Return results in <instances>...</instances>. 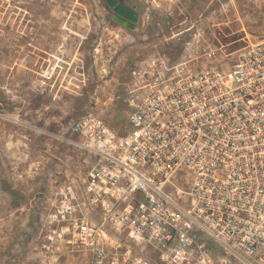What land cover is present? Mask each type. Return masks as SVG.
<instances>
[{
    "label": "built area",
    "instance_id": "1",
    "mask_svg": "<svg viewBox=\"0 0 264 264\" xmlns=\"http://www.w3.org/2000/svg\"><path fill=\"white\" fill-rule=\"evenodd\" d=\"M182 33L180 59H153L126 95L124 135L91 107L72 124L93 160L82 185L55 191L47 238L89 264H152L146 250L155 264H217L212 243L264 264V39Z\"/></svg>",
    "mask_w": 264,
    "mask_h": 264
},
{
    "label": "rangeland",
    "instance_id": "2",
    "mask_svg": "<svg viewBox=\"0 0 264 264\" xmlns=\"http://www.w3.org/2000/svg\"><path fill=\"white\" fill-rule=\"evenodd\" d=\"M116 1L136 12L132 27L116 22L109 0H0V264H89L47 238L55 191L82 185L93 160L72 143L87 107L124 135L126 95L153 59H180L191 23L217 46L264 39V0ZM212 248L217 264L253 260Z\"/></svg>",
    "mask_w": 264,
    "mask_h": 264
},
{
    "label": "water",
    "instance_id": "3",
    "mask_svg": "<svg viewBox=\"0 0 264 264\" xmlns=\"http://www.w3.org/2000/svg\"><path fill=\"white\" fill-rule=\"evenodd\" d=\"M110 4L114 5L115 0H109ZM114 11L121 17L125 18L126 20L135 23L137 21V14L132 11L131 9L121 5L116 4L114 6Z\"/></svg>",
    "mask_w": 264,
    "mask_h": 264
},
{
    "label": "flooded vegetation",
    "instance_id": "4",
    "mask_svg": "<svg viewBox=\"0 0 264 264\" xmlns=\"http://www.w3.org/2000/svg\"><path fill=\"white\" fill-rule=\"evenodd\" d=\"M116 4H119V3H117V1L115 0V4L113 5V9H112V11L116 14V17H115L116 22H117L118 24H120L121 26L125 27V28H130V27H132L131 25H132V24H135L137 21H136L135 23H132V22L126 20L125 18L119 16V15L114 11V6H115ZM123 6H124V5H123ZM125 7H126V6H125ZM132 11H133V10H132ZM134 12H135V11H134ZM135 13H136V12H135ZM137 19H138V16H137Z\"/></svg>",
    "mask_w": 264,
    "mask_h": 264
},
{
    "label": "crops",
    "instance_id": "5",
    "mask_svg": "<svg viewBox=\"0 0 264 264\" xmlns=\"http://www.w3.org/2000/svg\"><path fill=\"white\" fill-rule=\"evenodd\" d=\"M247 261V264H256L253 260H246Z\"/></svg>",
    "mask_w": 264,
    "mask_h": 264
}]
</instances>
